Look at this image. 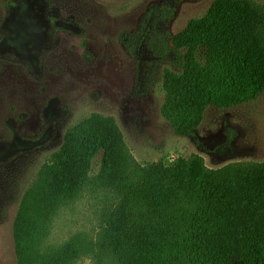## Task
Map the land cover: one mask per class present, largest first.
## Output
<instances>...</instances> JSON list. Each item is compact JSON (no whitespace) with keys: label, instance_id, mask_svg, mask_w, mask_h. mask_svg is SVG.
I'll list each match as a JSON object with an SVG mask.
<instances>
[{"label":"rangeland","instance_id":"rangeland-1","mask_svg":"<svg viewBox=\"0 0 264 264\" xmlns=\"http://www.w3.org/2000/svg\"><path fill=\"white\" fill-rule=\"evenodd\" d=\"M212 2L0 0V264H18L13 226L25 190L66 129L92 114L115 120L140 164L193 153L210 168L264 161V92L229 108L209 107L193 134L177 135L161 113L163 70L179 68L158 43L172 45ZM115 201L113 190L89 183L58 206L40 250L76 234L96 238L102 213ZM74 264L98 258L85 254ZM103 264L119 263L104 257Z\"/></svg>","mask_w":264,"mask_h":264},{"label":"trees","instance_id":"trees-1","mask_svg":"<svg viewBox=\"0 0 264 264\" xmlns=\"http://www.w3.org/2000/svg\"><path fill=\"white\" fill-rule=\"evenodd\" d=\"M171 42L158 43L179 68L163 70L161 113L177 135L193 134L211 106L229 108L264 92V6L253 0H213ZM89 183L116 194L96 238L76 234L42 252L58 206ZM13 237L18 264H74L91 253L98 264L104 257L119 264H264V161L210 168L193 153L140 164L115 120L92 114L66 129L38 169Z\"/></svg>","mask_w":264,"mask_h":264}]
</instances>
